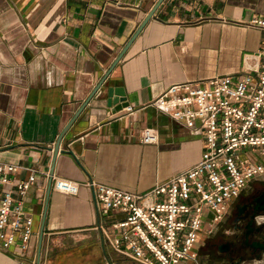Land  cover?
<instances>
[{"label":"crops","instance_id":"0c3cea01","mask_svg":"<svg viewBox=\"0 0 264 264\" xmlns=\"http://www.w3.org/2000/svg\"><path fill=\"white\" fill-rule=\"evenodd\" d=\"M158 1L0 0V160L20 166L14 180L36 174L30 248H0V264H141L105 242L113 215L89 187L64 194L54 178L143 192L194 164L202 134L151 103L172 84L241 71L263 38L248 22L264 0H161L105 80L129 102L112 113L102 89L91 95ZM145 127L158 142L140 141Z\"/></svg>","mask_w":264,"mask_h":264},{"label":"built area","instance_id":"2783aa9c","mask_svg":"<svg viewBox=\"0 0 264 264\" xmlns=\"http://www.w3.org/2000/svg\"><path fill=\"white\" fill-rule=\"evenodd\" d=\"M248 25L263 33L262 45L244 56L241 71L172 84L151 103L202 134L198 161L143 192L96 180L54 178L53 189L64 194L89 187L97 209L112 213L109 227L101 231L120 254L141 264L195 262L202 224L210 232L246 185L264 176V16L251 18ZM158 138L156 128L140 132L145 144ZM19 167L0 160V248L24 254L34 234L33 216L24 202L36 174L33 170L27 178L14 180L11 175Z\"/></svg>","mask_w":264,"mask_h":264},{"label":"flooded vegetation","instance_id":"af4514ba","mask_svg":"<svg viewBox=\"0 0 264 264\" xmlns=\"http://www.w3.org/2000/svg\"><path fill=\"white\" fill-rule=\"evenodd\" d=\"M264 241V178L250 181L198 249V258L219 264L261 260Z\"/></svg>","mask_w":264,"mask_h":264},{"label":"water","instance_id":"95a60500","mask_svg":"<svg viewBox=\"0 0 264 264\" xmlns=\"http://www.w3.org/2000/svg\"><path fill=\"white\" fill-rule=\"evenodd\" d=\"M161 2V0H159L154 8L151 10V12L148 14L147 18L144 20L143 24H141L139 26V28L136 30V32L134 33V35L132 36L131 40L127 43V45L123 48L121 54L116 58V60L112 63V65L110 66L108 72L105 74L104 78L101 80V82L99 83V85L94 89L91 97L98 91L101 90L103 91V98L106 100V105L107 107L111 108L112 113H116L118 111H120L123 107L129 106V102L127 101V97H126V92L123 86H117V85H109L105 83V80L108 76V74L110 73L111 69L115 66V64L119 61V59L121 58L122 54L125 52V50L127 49L129 43L133 40V38H135V36L139 33V31L142 29V27L144 26L145 22L151 17V15L153 14L154 10L157 8V6L159 5V3ZM76 117V116H75ZM75 117L70 121V123L68 124V126L73 122V120L75 119ZM57 149V148H55ZM41 241L42 238L40 236L39 238V243H38V255L41 249ZM261 261H264V241L261 242ZM39 260V259H38ZM38 262V261H37ZM38 264V263H37Z\"/></svg>","mask_w":264,"mask_h":264},{"label":"rangeland","instance_id":"374dc122","mask_svg":"<svg viewBox=\"0 0 264 264\" xmlns=\"http://www.w3.org/2000/svg\"><path fill=\"white\" fill-rule=\"evenodd\" d=\"M261 178H264V176H262ZM206 224H202V228H201V231L199 232V235H198V238H197V241H196V246H200L205 240H206V236L207 234H205V230H206ZM76 259H81L79 256H76ZM261 263V261H260ZM259 263V264H260ZM71 264H79L77 262H72Z\"/></svg>","mask_w":264,"mask_h":264}]
</instances>
